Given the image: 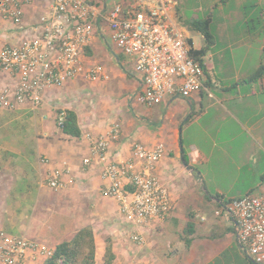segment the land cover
Instances as JSON below:
<instances>
[{
  "label": "crops",
  "instance_id": "0c3cea01",
  "mask_svg": "<svg viewBox=\"0 0 264 264\" xmlns=\"http://www.w3.org/2000/svg\"><path fill=\"white\" fill-rule=\"evenodd\" d=\"M19 1L26 25L49 8V0ZM91 1L109 8L133 0ZM220 1H212L218 12L206 8L210 13H204V18L211 16L212 35L203 57L205 87L187 98L167 96L153 106L136 101L142 86L134 69L136 59L113 49L110 27L102 21L84 47L83 73L51 87L38 107L0 109V231L55 249L81 228L91 226L95 264L106 263L107 249L113 254L111 264H131L141 258L147 264H177L170 256L174 252L179 253L178 264H214L216 260L254 264L247 262L239 248L236 222L215 211L221 202L264 191V76L249 80L264 64V0H253L256 5L251 12L245 9L244 0H238L235 7ZM176 5L170 15L181 25L182 14ZM258 10L261 18L251 29L249 22H256L252 16ZM183 29L191 47L207 45L204 34L192 25ZM23 36L10 21L0 20L3 42L18 43ZM97 64L104 67L106 76L92 80L86 73ZM87 81L97 84L87 85ZM14 82L10 73L0 70V89ZM115 84L125 93V103L117 107L122 113L103 114L102 103L88 102V92L104 94ZM61 110L77 113L79 136L59 127ZM116 123L121 125V137L110 144L111 158H130L137 142L148 147L162 145L164 153L155 173L168 187L173 209H179L186 198L197 207L184 209V220L171 212L165 220L153 223L145 232L143 246L127 237L117 201L103 192L109 184L101 175L103 164L98 159L83 164L90 154L86 134H106ZM65 166L69 171L62 179L71 182L59 189L50 187V172ZM189 222L195 228L187 246L181 235ZM164 240L170 241L169 254L162 249ZM196 244L199 259H189L185 252ZM35 261L43 264L45 258L35 260L29 253L28 262Z\"/></svg>",
  "mask_w": 264,
  "mask_h": 264
},
{
  "label": "built area",
  "instance_id": "2783aa9c",
  "mask_svg": "<svg viewBox=\"0 0 264 264\" xmlns=\"http://www.w3.org/2000/svg\"><path fill=\"white\" fill-rule=\"evenodd\" d=\"M175 2L133 0L107 8L91 0H49V8L39 19L26 25L21 1L0 0V20L10 21L24 34L13 44L0 38V70L10 73L15 80L0 89V109L38 107L51 87L61 86L83 73L84 47L102 21L108 23L110 39L120 52L136 59L134 69L142 81L135 95L138 102L153 106L167 96L187 98L204 88V69L190 54L185 30L171 19ZM86 74L92 80L106 76L100 64ZM66 114L65 110L58 113L59 127L63 126ZM86 137L90 154L83 158V164L90 165L94 159L103 164L101 175L109 180L103 192L117 201L119 213L128 225L129 238L137 245H145L146 229L165 220L173 210L170 191L155 173L163 146L148 147L137 142L130 158L117 160L111 158L109 148L112 141L121 137L120 123L111 126L106 134L87 133ZM68 171V166L52 170L49 186H67L71 181H64L62 174ZM215 212L236 222L238 239L247 258L254 264H264V192L221 202ZM132 223L141 230L134 229ZM54 252L46 244L0 231V264H31L29 253L37 260L50 258ZM131 264L147 263L137 259Z\"/></svg>",
  "mask_w": 264,
  "mask_h": 264
},
{
  "label": "trees",
  "instance_id": "16d2710c",
  "mask_svg": "<svg viewBox=\"0 0 264 264\" xmlns=\"http://www.w3.org/2000/svg\"><path fill=\"white\" fill-rule=\"evenodd\" d=\"M227 0H221L225 3ZM211 22V16L205 20H196L192 22V26L201 31L207 41V45L201 49H194L191 47V56L200 62L201 66L204 67L203 57L209 50V43L212 40V35L209 31V25ZM264 76V64L260 65L259 68L249 77V80L255 81ZM62 130L72 136H79L81 129L78 124L77 113L73 110H67L66 118ZM194 224L189 222L187 227L181 235L186 245H190V235L194 233ZM113 254L110 249H107L106 263L111 264ZM96 263V241L93 228L86 226L81 228L71 240L59 243L52 257L46 258L43 264H95Z\"/></svg>",
  "mask_w": 264,
  "mask_h": 264
},
{
  "label": "rangeland",
  "instance_id": "374dc122",
  "mask_svg": "<svg viewBox=\"0 0 264 264\" xmlns=\"http://www.w3.org/2000/svg\"><path fill=\"white\" fill-rule=\"evenodd\" d=\"M175 1L177 2L176 7H179V11L182 14V18H181L182 22L180 25L182 28L186 27V26L191 27L194 19L205 20L206 17L204 18V13H205V11L207 12L206 8H208V11L210 9H212L213 11L218 12L216 7L213 8V4H212L213 0H175ZM237 1L238 0H227L226 2L233 3L232 5H233V7H235V3ZM244 1L246 2L245 3V9L247 10V12H251L255 8L256 3L252 2L253 0H244ZM219 3L222 4L221 1ZM212 10H210V11H212ZM260 11L261 10H258L257 13L254 16H252L253 19L254 18L256 19V22L254 23L252 20L249 22V27L251 29H254V24L256 26L258 25V20H259V18H261ZM208 13H210V12H207L206 15H208ZM110 43L112 44L113 49L117 53L121 54L123 57L125 56L122 52H120V50L114 45V43L112 41H110ZM87 82H88L87 85H91V84H95V83L97 84V82H95V81H87ZM114 87L115 88H111V91L104 92V94H101L99 92L98 93L93 92L91 94L90 92H88L87 93L88 94V98H87L88 102H90V103L96 102V104L102 103L101 108H102L103 114H109V113H114V112H116L117 114L122 113L120 110H117V107H118V104L123 105L125 103V93H122V87L120 88L119 85L115 84ZM135 100L137 101L136 96H135ZM262 192H264V191H262ZM254 193H260V192H254ZM191 202H192L191 199L186 198L185 200L182 201L181 207H179V209H177V210L173 209L171 212H173V215L176 218H178L180 221L184 220L185 219L184 209L191 210V209L197 208L196 204H190ZM135 228L141 230L142 227H136L134 225V229ZM143 229H146V227H144ZM148 230H149V228H148ZM148 230L146 229V233L148 232ZM125 234L127 235V237H129V230H128L127 224L125 225ZM161 244H162V249H165L166 253L171 251L170 241L164 240L163 243H161ZM198 248H199V245L196 244L195 246L192 247V249L190 251H186L185 255H188L189 259H199V253L200 252H198ZM239 248L241 249L243 255L245 256V259L247 260V262H250V260L246 256V253L242 249V247H239ZM170 256L175 258L174 262H177V264L179 263V253L175 254V252H174V254H171ZM205 256H203V257L201 256L202 259H204ZM141 260H142V258H141ZM190 264H200V263L191 262ZM214 264H224V263H222L220 260H216ZM226 264H230V261L228 260L226 262Z\"/></svg>",
  "mask_w": 264,
  "mask_h": 264
}]
</instances>
